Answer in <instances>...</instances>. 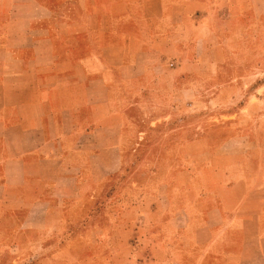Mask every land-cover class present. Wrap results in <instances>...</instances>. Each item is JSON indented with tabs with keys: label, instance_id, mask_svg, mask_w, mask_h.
Listing matches in <instances>:
<instances>
[{
	"label": "crops",
	"instance_id": "1",
	"mask_svg": "<svg viewBox=\"0 0 264 264\" xmlns=\"http://www.w3.org/2000/svg\"><path fill=\"white\" fill-rule=\"evenodd\" d=\"M220 1L225 20L209 0H0V264H126V240L129 264L139 252L142 264H264V89L244 110L184 108L203 101L206 76L222 87L229 73L234 89L264 68L224 59L258 52L264 0ZM158 97L175 109L147 116ZM141 121L193 140L168 141L151 160L162 169L151 171L160 186L145 221L111 222L96 203L115 193L110 176ZM171 149L197 152L174 172ZM83 229L92 254L28 251Z\"/></svg>",
	"mask_w": 264,
	"mask_h": 264
},
{
	"label": "rangeland",
	"instance_id": "2",
	"mask_svg": "<svg viewBox=\"0 0 264 264\" xmlns=\"http://www.w3.org/2000/svg\"><path fill=\"white\" fill-rule=\"evenodd\" d=\"M212 3H216L219 6H217V9L220 11V16L223 20L226 19V17L229 15V11L227 9V5L222 3L220 0H209ZM211 3V4H212ZM211 39V43L214 42V39L211 38V36H207ZM227 40H229V37H227ZM255 43V50L257 49L258 52H255L250 55H239V56H233V59H231V55H227L224 57V59L227 62L233 61V62H241L245 61L246 58H248L249 61L253 62L254 64H259L261 62L264 63V39H259V41H256ZM263 50V51H262ZM219 58L218 54H214L213 52L207 53L203 55V62L207 63H213L214 61ZM239 73L240 69H235L233 73ZM229 73L225 77V80L223 83L224 86L220 87L213 83L211 79L206 76V82L205 85L202 86L200 89V96L203 98V101H200L198 103H195L194 106H187L184 107L187 110H216V109H239L244 110L245 105V98L246 97H262L261 92L264 89V68L261 70L257 68V66L253 70L252 74V80L250 81V84L248 86H245L244 82L239 80L241 82V85L238 87H235L234 89H231L229 87L230 81H229ZM252 82V84H251ZM243 84V85H242ZM250 89L251 92L246 95V91ZM159 103L156 107H149L145 109V112H147V116L150 113L155 112H163V111H169L171 109H175L173 106L168 105L164 101H162L163 98H156ZM256 103V102H254ZM261 104H254V108H260ZM143 112V111H141ZM145 119V118H144ZM149 120V119H148ZM161 124L159 125H165L166 123H169L167 120H162ZM258 121V120H257ZM149 121L146 123H143V121L140 122V128L142 129L143 133L141 134H134L133 129H137V127H133L130 129V132L126 134V151H125V157H127V160H125V163L123 166H121V169L116 172L114 175L110 176V182L109 186H107L106 190L114 191L115 193L110 195H107L105 198H100L96 205L97 206H109L111 209V212L109 214V218L111 222H115L118 220H124V221H137V222H143L145 221L144 218H147L146 215H144L143 208H148L150 204V198L149 194L151 193V190H156L160 184L159 183H152L151 180V171L156 172V169H162V167L159 165L158 167H153L151 160L155 159L156 157H161L160 154L164 153L165 151H162V149H159L164 143L170 142L175 143L179 141H189L193 140L191 135L186 132H176L178 130L171 129L168 134L159 132V134L155 133L152 134L149 131ZM152 122V121H150ZM254 123H260L259 121L256 122V119H254ZM254 124V125H255ZM128 131V130H127ZM229 135V133L226 134V136ZM217 136H223L220 134H214L213 137ZM225 136V135H224ZM151 142L154 143L153 148H151ZM196 150H189V149H171L169 151L170 161L169 163L173 168L175 169L174 172L178 171V169H181L182 167H178V165L181 163V157H187L189 160H191V155L196 154ZM175 173L173 174V178H175ZM178 176V175H177ZM182 184V180H173L171 181V186H173L175 189L178 188ZM164 187H161V189ZM139 207L141 208V212L137 210H133L130 208L132 207ZM143 231V230H142ZM54 232V231H53ZM123 235V232H126V237H132L134 235L133 231H120ZM41 237L42 234H36L35 236ZM51 237V235L49 236ZM89 234L88 231L83 229L81 231H78L74 238L70 241H68L64 245H45V246H32L29 247L30 250L29 253L31 255H48L49 257L53 255H59V254H67L76 251L79 254H92L95 252V249H93V246L89 245ZM57 238L56 235H52L50 238V241L52 239ZM127 239V238H126ZM126 242L129 244L132 241L126 240ZM126 245L124 247V254L123 258L130 260L129 255V245ZM143 247V246H142ZM3 248L4 247H0ZM111 251L113 253L115 252V248L110 247ZM143 251H145V248H143ZM1 253H4L7 255H12L11 250L8 251H1ZM138 253L137 254V262L143 263V256H146V254ZM128 260H126V264L128 263ZM141 263V264H142ZM4 264H12L8 259H5ZM111 264H118V262H111ZM137 264V263H136ZM146 264V262L144 263Z\"/></svg>",
	"mask_w": 264,
	"mask_h": 264
}]
</instances>
